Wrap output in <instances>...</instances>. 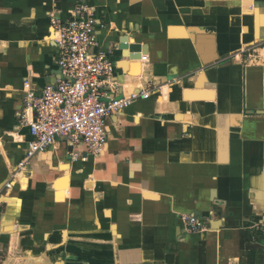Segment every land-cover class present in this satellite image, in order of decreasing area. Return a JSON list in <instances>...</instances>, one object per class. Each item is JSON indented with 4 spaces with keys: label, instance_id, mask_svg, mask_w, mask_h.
I'll return each instance as SVG.
<instances>
[{
    "label": "crops",
    "instance_id": "1",
    "mask_svg": "<svg viewBox=\"0 0 264 264\" xmlns=\"http://www.w3.org/2000/svg\"><path fill=\"white\" fill-rule=\"evenodd\" d=\"M82 3L109 93L149 97L102 153L59 139L13 179L18 113L61 78L50 15ZM0 264H264V0H0Z\"/></svg>",
    "mask_w": 264,
    "mask_h": 264
},
{
    "label": "built area",
    "instance_id": "2",
    "mask_svg": "<svg viewBox=\"0 0 264 264\" xmlns=\"http://www.w3.org/2000/svg\"><path fill=\"white\" fill-rule=\"evenodd\" d=\"M50 22L61 78L56 84L46 86L39 95L30 92L25 107L18 113L20 125L30 129L32 140L13 179L59 139H68L73 145L82 143L90 155L102 153L108 143L107 120L148 99L150 94L149 90L125 96L109 93L114 88L112 79L116 67L105 52H95L100 42L94 7L82 3L68 20L53 13ZM147 59V56L142 58L144 62ZM71 157L79 159L80 153L73 151ZM11 186L9 182L6 188ZM182 221L191 232L203 229V220L194 214L183 216Z\"/></svg>",
    "mask_w": 264,
    "mask_h": 264
},
{
    "label": "water",
    "instance_id": "3",
    "mask_svg": "<svg viewBox=\"0 0 264 264\" xmlns=\"http://www.w3.org/2000/svg\"><path fill=\"white\" fill-rule=\"evenodd\" d=\"M141 51V47L140 46H132L130 47V53L128 55V57H130L131 59H137V58H141V55H132V53L134 54L135 52H140Z\"/></svg>",
    "mask_w": 264,
    "mask_h": 264
},
{
    "label": "bare ground",
    "instance_id": "4",
    "mask_svg": "<svg viewBox=\"0 0 264 264\" xmlns=\"http://www.w3.org/2000/svg\"><path fill=\"white\" fill-rule=\"evenodd\" d=\"M52 39L54 38V34L52 33V37H51Z\"/></svg>",
    "mask_w": 264,
    "mask_h": 264
},
{
    "label": "rangeland",
    "instance_id": "5",
    "mask_svg": "<svg viewBox=\"0 0 264 264\" xmlns=\"http://www.w3.org/2000/svg\"><path fill=\"white\" fill-rule=\"evenodd\" d=\"M142 64V63H141Z\"/></svg>",
    "mask_w": 264,
    "mask_h": 264
}]
</instances>
